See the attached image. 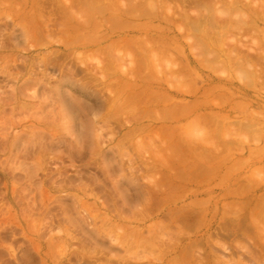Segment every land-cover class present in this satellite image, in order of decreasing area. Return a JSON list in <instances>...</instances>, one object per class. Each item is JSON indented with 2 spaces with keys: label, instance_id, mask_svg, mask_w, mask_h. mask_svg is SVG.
Here are the masks:
<instances>
[{
  "label": "rangeland",
  "instance_id": "374dc122",
  "mask_svg": "<svg viewBox=\"0 0 264 264\" xmlns=\"http://www.w3.org/2000/svg\"><path fill=\"white\" fill-rule=\"evenodd\" d=\"M107 1L91 5L98 30L86 35L124 24L101 46L121 41L122 70L131 64L127 49L143 60L122 41L160 37V76L150 73L135 88L130 75L114 77L110 68L103 80L94 60H109L94 58L96 48L72 53L55 32L45 36L44 24L64 20L63 0H0V264H264V0H167L199 21L191 31L168 14L154 20L156 0H136L142 14L132 0ZM228 4L246 17L229 16ZM125 8L134 17L112 24L111 14ZM203 37L220 40L235 68L223 57L210 64L201 51L213 43ZM150 93L183 109L167 123L184 128L168 152L160 140L170 132L142 117ZM148 124L150 136L134 132Z\"/></svg>",
  "mask_w": 264,
  "mask_h": 264
},
{
  "label": "bare ground",
  "instance_id": "6f19581e",
  "mask_svg": "<svg viewBox=\"0 0 264 264\" xmlns=\"http://www.w3.org/2000/svg\"><path fill=\"white\" fill-rule=\"evenodd\" d=\"M64 2V5H63V7H62V13L61 14H59L60 16L62 15L63 16V18H64V20L62 21V22H60L59 21V23H58V25L55 23V26H53L52 28H50L51 27V23H53L54 21H50V23L48 24V22L46 23V24H44V26H43V31H44V34H45V36H49L50 37V31L52 32H55L56 33V35H57V38H59L58 39V42L59 43H61L62 44V46L64 47H71V49L73 50L72 51V53H75V51H76V49H80V48H82V49H85V52L86 51H88V50H90L91 51V49H93V48H96V50L93 52L92 51V54H93V57L95 56H98V54H99V56L101 55H103V57L105 56L106 58H108L107 60H109V61H107L106 63H102L101 61H99L98 59L97 60H94V61H96V64L94 63V61H93V63L96 65V67L98 68V70L97 71H100V73H102V77H103V80H105L104 78V75H106V73L105 72H107L108 70H110V68H112V69H114L115 71H113L112 69H111V72L110 73H112V72H114V73H112V74H110V75H112V76H114V77H116V75H117V72H122V74L124 73V74H127V75H130L129 76V78H131L132 77V80L134 81V83H133V86L135 87V86H137V85H134V84H136V83H141V84H146L145 82H148L147 80L149 79L148 77H149V74L151 73H153V74H162V72L160 71V68H162V67H159V63H157L158 61L156 60V55H157V52H155L154 53V50H153V48H158V47H160V46H162L161 44H162V40H161V38L159 37V38H155L156 40H153V42H150L149 40H147V39H141V40H136L137 39V37L135 38V41H132L133 39H131V40H129V41H127V40H124V41H122V42H126L127 43V45L128 44H132L131 42H133V44L135 45L134 46V48L136 49V54L138 53L139 55H141L140 56V58L141 59H143V60H141L142 62H136L135 61V59L133 58V56H134V52H133V50L132 51H130V49H127V48H125V46H127L126 45V43H124L125 44V46H124V48L125 49H127V54H129V55H132V56H128L129 57V59H128V57H126V56H124V57H126L127 59H128V62L129 61H131V64H130V66H129V63H127L128 65H126V66H124L125 68H127V66L129 67V68H127V70H124V67H123V70H122V66H123V62H122V58H121V56H123V55H121L120 56V53L122 54V52H121V48L119 47L120 45L119 44H121V41L119 42V43H117V42H113V43H110L109 45H106L105 47H101L102 46V44L104 43V44H106L107 43V41L109 40V38H111L112 36L111 35H114L115 34V32L118 30V29H120V27L119 26H124V24L122 25L121 24V20L120 21H118L119 19H121V18H119V17H121V16H130V17H132V15L133 14H131L128 10H127V8H125V11L121 14V13H118V12H113L112 14H111V17H110V21L112 22V24L114 23V22H116V21H118V22H120L119 24H114V28L113 27H111V25L109 26V27H111V29L109 28V27H107L106 28V31L105 32H102V33H100V34H98V35H86L87 33H88V30H90L91 28H93L94 26H95V30L97 31L98 30V28L96 27L98 24V22L96 21V20H93L94 18H90V17H92L93 16V14H92V16H91V12H93L94 11V9H95V6L96 7H99L98 5H95L96 3L97 4H99L100 5V2L102 1V0H71V1H69V0H63ZM104 2H108L107 0H103ZM117 1V0H116ZM131 1V0H130ZM133 1V3H131V5L133 4V6L135 7L136 5L134 4V2L136 1V0H132ZM179 1H181V0H179ZM209 2H210V0H208ZM212 2H214L213 0H211ZM229 1H231V0H229ZM103 2V3H104ZM126 2V1H125ZM170 1H167V0H156V11H155V14H154V20H156L159 24H161V21L163 20V19H165V16H166V14H168L169 16H170V20L168 19V21L169 22H174L175 23V21H177V22H180L181 23V21L183 22V24L185 23V25H186V27H187V29H189L190 31H191V29H199L200 28V23H199V21H191V19L189 18V16H188V13L184 10V8H183V4L182 5H180L181 4V2H180V4L179 3H177V1L176 2H173V3H169ZM205 2V1H204ZM109 3V2H108ZM110 3H112L111 1H110ZM119 3V2H118ZM147 3V2H146ZM150 3V2H149ZM183 3V2H182ZM191 3V2H190ZM193 3V2H192ZM191 3V4H192ZM206 3V2H205ZM205 3H203L204 5H206ZM214 3H217V2H214ZM230 3V2H229ZM101 4H102V2H101ZM196 4V3H195ZM199 4V3H198ZM231 5H233L232 3H230ZM230 4H228L229 6H228V8H226V7H224L225 9H227L226 10V12H228V14H230L229 16H231V14L233 15V16H236L237 14L239 15V14H241V15H244V13L242 14V13H240V11L238 12L237 10H240V9H238V7L236 8L235 7V4H234V7L235 8H233V6H231ZM94 7V9L92 8V6ZM109 5V4H108ZM127 5H128V3H127ZM149 5V4H148ZM152 4H150V6H151ZM208 5V4H207ZM206 5V6H207ZM209 5H212L211 3L209 4ZM114 6H115V4H114ZM116 6H117V4H116ZM121 6V8H122V5H120ZM129 6V5H128ZM132 6V9H134V7ZM150 6H148V8L150 9ZM237 6V5H236ZM102 7H105V6H102ZM118 8H119V6H117ZM139 8V6H136V8ZM185 7V6H184ZM213 7V6H212ZM100 8V7H99ZM129 8V7H128ZM138 8L136 9L137 10V12H139V11H141V14H142V9H140L139 11H138ZM145 8V7H144ZM151 8H153V6L151 7ZM203 8V7H202ZM205 8V7H204ZM211 8V7H210ZM222 8V7H221ZM224 8H222V9H224ZM241 8V7H240ZM92 9V10H91ZM109 9V8H108ZM146 9H147V7H146ZM145 9V10H146ZM160 11H159V10ZM192 9V8H191ZM242 9V8H241ZM91 10V12H89ZM97 10L98 11H100L98 8H97ZM96 10V11H97ZM103 10V9H102ZM101 10V11H102ZM105 10H106V7H105ZM118 10V9H117ZM148 10V9H147ZM146 10V11H147ZM151 10V9H150ZM150 10H149V15H151V16H153V13L152 12H150ZM209 10V9H208ZM100 11V12H101ZM163 12V14H165V15H161V16H159V13L160 12ZM189 11V10H188ZM206 11H207V9H206ZM210 11V10H209ZM213 11V10H212ZM212 11H210V12H212ZM214 11H216V8H214ZM42 12V11H41ZM59 12V11H58ZM103 12V11H102ZM106 12H110L109 10L108 11H106ZM143 12L145 13V11H144V9H143ZM199 12V11H198ZM197 12V13H198ZM219 12V10L218 11H216V12H213L214 14H222V12H223V10L222 11H220V13H218ZM225 12V14H224V12H223V14L224 15H228L227 13ZM242 12V11H241ZM45 13V12H44ZM49 13V12H48ZM52 13H54V12H52ZM51 13V14H52ZM94 13V12H93ZM96 13H98V12H96ZM133 13V12H132ZM30 14H31V12H30ZM99 14V13H98ZM103 14H105V12L103 13ZM103 14H101V16L103 15ZM119 14H121V15H119ZM140 14V15H141ZM146 14H147V12H146ZM192 14V13H191ZM213 14V15H214ZM222 14V15H223ZM90 15V16H89ZM100 15V14H99ZM199 15V14H198ZM198 15H196L195 14V16H198ZM210 15V14H209ZM223 15V16H224ZM241 15H239V16H241ZM38 16V15H37ZM135 16H136V13H135ZM150 16V17H151ZM163 16H164V18H163ZM193 16V15H192ZM215 16V15H214ZM220 16V15H219ZM39 17V16H38ZM41 17V16H40ZM45 17V16H44ZM47 17H49L48 15H47ZM57 14H56V16H55V18L57 19ZM133 17H134V15H133ZM138 17H140V16H138ZM243 17H246L245 15L243 16ZM163 18V19H162ZM198 18L200 19V17L198 16ZM222 18V17H221ZM224 18V17H223ZM53 19V18H52ZM136 19V18H135ZM141 18H139L138 20H140ZM225 19H228L229 21H230V19L229 18H225ZM243 19V18H242ZM46 20H50L49 18H46ZM45 20V21H46ZM193 20V19H192ZM228 20H227V22H228ZM232 20V19H231ZM239 20H241V18L239 19L238 18V20H237V22H239ZM165 21V22H164ZM163 22L164 23H166L167 22V20H164ZM247 21V20H246ZM251 21V20H250ZM103 22H105V21H103ZM149 22V21H148ZM217 22V21H216ZM248 22V21H247ZM253 22V21H252ZM106 23V22H105ZM127 23V22H126ZM212 23H213V21H212ZM230 23H235L236 24V21H231ZM229 23V24H230ZM48 24V25H47ZM107 24V23H106ZM110 24V23H109ZM136 24V23H135ZM203 24V23H202ZM214 24V23H213ZM233 24H231V25H233ZM235 24L233 25V26H235ZM241 24V22H239L238 24H236L238 27H239V25ZM248 24V23H247ZM49 25H50V27H49ZM145 25V24H144ZM215 25H216V23H215ZM242 25L243 24H241V26L240 27H242ZM115 26H116V28H115ZM132 26H134L133 24H132ZM141 26V25H140ZM180 26V25H179ZM182 26V25H181ZM119 27V28H118ZM130 27V26H129ZM204 27H206L205 25H204ZM220 27V26H219ZM131 28H133V27H131ZM135 28V27H134ZM137 28V27H136ZM224 27H222V29H223ZM41 29V30H42ZM100 29H101V27H100ZM125 29V28H124ZM140 29V28H139ZM139 29H133L134 31H136V32H139V33H142V31L141 30H139ZM177 29H178V26H177ZM186 29V30H187ZM202 29H203V27H202ZM201 29V30H202ZM217 29H219V28H217ZM232 28H229V30H231ZM41 30H40V32H41ZM128 30V29H127ZM146 30V29H145ZM156 30V29H155ZM178 30H180V29H178ZM189 30H187L186 32H188L189 33ZM217 31L218 32V30H215V27L213 28V27H211L210 28V32L209 33H211V31ZM223 30H225V29H223ZM228 30V31H229ZM133 31V32H134ZM214 31L212 32V33H214ZM202 32H203V30H202ZM216 32V34L215 35H217V34H219V33H217ZM234 32V31H233ZM43 32H41V34H42ZM185 33V32H184ZM192 33V32H191ZM207 33H208V31H207ZM211 33V34H212ZM245 33V32H244ZM54 34V33H53ZM53 34H52V36H53ZM195 34V33H194ZM194 34H192V35H194ZM180 35H181V37H182V34L180 33ZM186 35V34H185ZM184 35V36H185ZM233 35V34H232ZM44 36V37H45ZM59 36V37H58ZM70 36H72V37H70ZM88 36H91V37H88ZM207 36V35H206ZM211 36V35H210ZM220 36V35H219ZM218 36V37H219ZM223 36H225V35H223ZM48 37V38H49ZM54 37H56V36H54ZM186 37V36H185ZM216 37V36H215ZM46 38V37H45ZM203 38H205V37H203ZM208 38V37H207ZM207 38H205L206 40H205V42L206 41H208V39ZM214 38V37H213ZM124 39V38H123ZM210 39H212L211 37H210ZM220 39V38H219ZM223 39V38H222ZM119 40V39H118ZM122 40V39H121ZM157 40L159 41V42H157ZM116 41V40H115ZM131 41V42H130ZM198 41H200V40H198ZM201 41H203V40H201ZM210 41V40H209ZM208 41V42H209ZM213 41V40H212ZM55 42V41H54ZM211 42V41H210ZM209 42V43H210ZM225 42V41H224ZM213 43V42H212ZM212 43H210V44H212ZM218 43H219V45H218ZM218 43H215V45H214V43H213V46L211 47L210 45L208 46V45H205V44H202V45H205V47H203V51H201V52H203V54H207L208 56H209V58L207 59L209 62H210V64H214V62H216L217 61V59H218V61L220 60L221 61V59H220V57H223L222 58V64H223V66H228V67H233L232 69H234L235 67H234V60H233V58L231 57V55H230V50H228L227 52H224V50L222 49V48H220V44H222L221 42H220V40H219V42ZM206 44H208V43H206ZM228 44V43H227ZM59 45V44H58ZM230 45V44H229ZM229 45H227V47L229 46ZM129 46V45H128ZM65 47H64V49H65ZM119 47V48H118ZM228 48H232V47H228ZM69 49V48H68ZM132 49H133V46H132ZM134 49V50H135ZM163 49V48H162ZM167 50V49H166ZM231 50H234L233 48L231 49ZM71 51V50H70ZM69 52V51H68ZM89 52V51H88ZM95 52H96V55H95ZM97 52H98V54H97ZM130 52V53H129ZM131 52H132V54H131ZM91 53V52H90ZM116 53V54H115ZM197 53V52H196ZM105 54V55H104ZM138 54L136 55V57H138ZM201 54V53H200ZM202 54V55H203ZM56 55V54H55ZM66 55V57H67V54H65ZM70 54H68V56H69ZM63 56H64V54H63ZM62 56V57H63ZM71 56V55H70ZM241 56V55H240ZM65 56H64V58H66ZM92 57V56H91ZM94 57V58H95ZM132 57V58H131ZM68 58V57H67ZM66 58V59H67ZM70 58V57H69ZM102 58V57H101ZM139 58V57H138ZM196 58V57H195ZM56 59H58V58H56ZM105 60V59H104ZM236 60V59H235ZM45 61V60H44ZM157 61V62H156ZM244 61V60H243ZM63 62V61H62ZM92 62V61H91ZM242 62V61H241ZM241 62H239V63H241ZM245 62V61H244ZM244 62H242V63H244ZM82 63V62H81ZM219 63V62H218ZM241 63V64H242ZM122 64V65H121ZM197 64V66H200V64H201V62H198V63H196ZM209 64V63H208ZM245 64V63H244ZM244 64H242L243 66H244ZM250 64V63H249ZM76 65V64H75ZM94 65V66H95ZM240 65V64H239ZM247 65V64H246ZM203 67H205L204 65H202ZM212 66V65H211ZM214 66V65H213ZM236 66V65H235ZM251 66V65H250ZM201 67V66H200ZM240 67V66H239ZM247 66H244L243 67V69H242V67H241V69L245 72V70L247 71V69H245L244 70V68H246ZM248 67H249V65H248ZM62 68H64V67H62ZM70 68V67H69ZM71 68H73V69H71ZM70 68V70H76V68L75 67H71ZM207 68H209V70L210 69H212V67H207ZM252 68V67H251ZM65 69H66V66H65ZM240 69V68H239ZM66 70H69V69H66ZM93 70H94V68H93ZM213 70H214V67H213ZM213 70H212V72H213ZM237 70V69H236ZM235 70V71H236ZM71 71V72H72ZM88 71V70H87ZM86 71V72H87ZM125 71V72H124ZM90 72V71H89ZM174 72V71H173ZM215 72V71H214ZM65 73V72H64ZM94 73H96L95 71H94ZM103 73H105V74H103ZM74 74H76V73H73L72 72V75H71V73H70V75L71 76H73ZM90 74V73H89ZM121 74V75H122ZM123 74V75H124ZM156 74V75H157ZM91 75V74H90ZM108 75V74H107ZM159 75V76H160ZM66 76V75H65ZM69 77V76H68ZM83 77H85V76H83ZM93 77H95V76H93ZM99 77V76H98ZM102 77H99V78H101L102 79ZM109 77V76H108ZM107 77V78H108ZM86 78V77H85ZM89 78V77H88ZM106 78V79H107ZM161 79V81H164V79L162 78V77H160ZM205 79H207L210 83H212V84H214V83H217V82H219L220 81V79L219 78H217V77H214V76H206V77H204ZM66 79V78H65ZM115 79V78H114ZM117 79V78H116ZM159 79V78H158ZM70 80V79H69ZM118 80H120L119 78H118ZM201 80V79H200ZM70 81H72V80H70ZM95 81H98V80H95ZM102 81V80H101ZM113 81H115V80H113ZM204 81H206V80H204ZM103 82V81H102ZM83 83V82H82ZM151 83V82H150ZM159 83H161L160 81H159ZM158 81L155 83V85L157 86L158 84ZM72 84V83H71ZM127 84V83H126ZM152 85H153V83H152ZM160 85H162V84H160ZM83 86V85H82ZM138 87V86H137ZM136 88V87H135ZM81 89H82V87H81ZM139 89V88H138ZM86 90V89H85ZM130 90V89H129ZM133 90H134V88H133ZM57 91V90H56ZM135 92V91H134ZM132 93H133V91H132ZM88 94V93H87ZM154 94H156V93H154ZM153 95V93H150V97L149 98H152L151 96ZM129 96L130 95H128V98H129ZM158 96L159 95H155V97H157L158 98ZM135 97H137V95L135 96ZM141 97V96H140ZM139 97V94H138V98H140ZM157 98H152L153 100H146L147 102H145L144 103V109H142V112H143V114H144V116L142 115V117L143 118H146L147 120H148V122H151V123H159V124H162L161 126L162 127H164L165 128V130L166 131H168V132H170V134H168L167 132H166V134L164 135V138H162V140H160V144H163V145H161V146H163V148H162V150L163 151H166V152H168L169 150H170V148L172 147L173 148V146L175 147V145L177 144V141H178V139H177V137L179 136L178 134H180V131H182V129H184V128H179L180 126H177V127H175V128H173V127H167V123H169V122H171V121H174V120H181L180 118H182V116H181V114H182V110L183 109H181V108H179V107H177L176 109L174 108V106H176V105H173V103L171 102V103H169V102H162V99H164V98H162V96L161 97H159L158 99ZM161 100V101H160ZM159 103H163V105L164 106H161L162 107V109L161 110H159V111H156L155 109H154V107L155 106H157V105H160ZM166 104H168V105H166ZM173 105V106H172ZM131 107H132V105H131ZM134 107V106H133ZM128 110L130 109H133V108H127ZM134 111H135V109H134ZM133 111V112H134ZM139 111V110H138ZM131 112V111H130ZM181 112V113H180ZM131 114H133V113H131ZM179 114H180V116L181 117H179L178 118V116H179ZM141 115V114H140ZM135 120V119H134ZM137 120V119H136ZM197 121V120H196ZM135 122H137V121H135ZM137 123H139V122H137ZM152 125V124H151ZM150 124H148V125H146V126H137L136 128H134V132H136L135 130H137V131H141V132H144V130H146V131H148V134H149V136L151 135V132H155V131H153V130H155V128H153L152 126H151ZM93 126V125H92ZM73 127V126H72ZM92 129V128H91ZM82 131V130H81ZM151 131V132H150ZM178 131H179V133H178ZM176 133V135H174ZM178 133V134H177ZM161 134V133H160ZM159 134V135H160ZM168 134V135H167ZM80 138V137H79ZM159 138V137H158ZM160 139V138H159ZM181 141V140H180ZM181 144H183L182 142H181ZM178 145V144H177ZM183 146V145H182ZM176 148V147H175ZM179 148H181V146L179 147ZM183 149V148H182ZM160 151V150H159ZM187 151V150H186ZM175 152V151H174ZM188 152V151H187ZM189 153V152H188ZM167 155H168V157L166 156L165 158V161H166V164H167V166H166V164H165V166L166 167H169V153H167ZM176 157H178V153H176V155H175ZM175 158V157H174ZM170 159L172 160V156H170ZM177 159L178 158H175V160L177 161ZM183 161V160H182ZM183 164V163H182ZM173 171V170H172ZM176 176V175H175ZM227 224V223H226ZM239 224V223H238ZM221 225V224H220ZM219 225V226H220ZM236 225V224H235ZM240 226L241 225H239V228H237V229H239L240 230ZM221 228H222V226H221ZM223 229V228H222ZM237 229H235L234 231H232L233 232V234H236L237 233ZM231 230H232V228H231ZM238 230V231H239ZM216 231V230H215ZM221 231V230H220ZM243 231V230H242ZM230 231H228V233H229ZM251 256H252V261H254L253 260V257H254V255L252 254V253H249ZM248 256V255H247ZM250 256V257H251ZM243 257V256H242ZM251 259V258H250ZM80 261H82L81 262V264H89L86 260H84V259H80Z\"/></svg>",
  "mask_w": 264,
  "mask_h": 264
}]
</instances>
